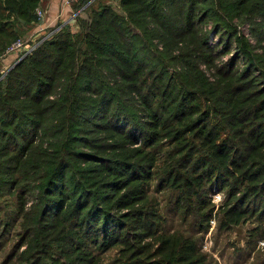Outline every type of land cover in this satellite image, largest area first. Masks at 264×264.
Segmentation results:
<instances>
[{
  "label": "trees",
  "instance_id": "16d2710c",
  "mask_svg": "<svg viewBox=\"0 0 264 264\" xmlns=\"http://www.w3.org/2000/svg\"><path fill=\"white\" fill-rule=\"evenodd\" d=\"M47 1L0 0L3 264H103L118 246L128 261L111 264H201L153 183L192 232L209 230L214 185L220 228L264 222V0H75L76 28L42 21ZM23 37L33 50L8 53Z\"/></svg>",
  "mask_w": 264,
  "mask_h": 264
},
{
  "label": "rangeland",
  "instance_id": "374dc122",
  "mask_svg": "<svg viewBox=\"0 0 264 264\" xmlns=\"http://www.w3.org/2000/svg\"><path fill=\"white\" fill-rule=\"evenodd\" d=\"M92 1V0H91ZM45 6V5H44ZM73 3L71 4V8ZM42 8V7H40ZM45 8V7H44ZM43 9V8H42ZM60 9L66 10L64 7V0L60 6ZM77 14L71 12L68 14V19L65 20L64 23H71L73 27L76 28L77 22L75 20ZM257 21H261L257 19ZM234 26L238 28V32L241 35H244L248 38L252 43L258 45V39L254 35L252 31L253 24L245 23L241 21L239 18H234L233 20ZM214 22H209L206 26V30L209 31V42L212 48H217L219 45V49L221 50L224 45L221 44L222 35L217 33L215 28L213 27ZM24 39V37L22 38ZM236 43L232 44L231 50L222 55L217 59L216 63L221 64L224 61L230 59V57L236 52ZM258 51H260L258 49ZM261 52V51H260ZM240 66H243V62L239 61ZM203 68H206V65H202ZM208 71V68H207ZM213 71H208L209 74H213ZM156 183H153L151 188V195L156 199V203H160L159 208H162V212H164L165 216H167V230H171V233H181L183 235H192L194 238L198 240V248H201V253L198 254L203 257L201 264H264V222L257 221L253 217H248L244 221H242L238 225H232L231 227L220 228L219 223V215L218 213L221 211V208L226 200V191L222 190L219 186H215L209 191L211 207L213 208V217L208 222H204L205 226H209V230L204 229V231H199L197 227L195 230L199 232H192V225H189L188 221H182L178 219L179 217H174L172 208V203L168 202L170 195L168 192H158L156 190ZM33 199H30L28 203V207H30L31 203H33ZM196 233V234H195ZM148 242L151 243L152 247L149 248L148 252L150 255H155L157 260L160 257L162 258L160 252L158 255L155 252V248L158 245V237L148 239ZM12 249V244L9 243L3 247V250L0 251V264H3V261L6 255ZM25 247L22 248L24 250ZM171 249L168 248L167 252H170ZM123 263H127L128 257H123L122 252L120 251V247H115L106 253L104 263L103 264H111L115 260H122ZM153 260V259H152ZM121 264V263H120Z\"/></svg>",
  "mask_w": 264,
  "mask_h": 264
},
{
  "label": "built area",
  "instance_id": "2783aa9c",
  "mask_svg": "<svg viewBox=\"0 0 264 264\" xmlns=\"http://www.w3.org/2000/svg\"><path fill=\"white\" fill-rule=\"evenodd\" d=\"M73 1H75V0H64V7L65 8H70V6L73 3ZM37 14L40 17V19L43 21L44 20V15H45L44 9L39 7L37 9ZM57 18H59V17H57ZM46 28H47L46 26H42L38 31L39 32L41 31V34H42V32L43 33L45 32ZM58 29L59 28L57 27L52 32H50L49 34H46V38L49 35H51L53 32L57 31ZM34 47H35V45H31L30 43H26L24 39L18 38L7 48V52L8 53H16V52L17 53H23L24 54L23 56H25L28 53H30L33 50Z\"/></svg>",
  "mask_w": 264,
  "mask_h": 264
},
{
  "label": "crops",
  "instance_id": "0c3cea01",
  "mask_svg": "<svg viewBox=\"0 0 264 264\" xmlns=\"http://www.w3.org/2000/svg\"><path fill=\"white\" fill-rule=\"evenodd\" d=\"M62 1L63 0H48L47 1L46 10H45V12L47 14L46 19H48L49 17L51 18V16L52 17H54V16L59 17L63 21L68 19V17H67L68 16V14H67L68 8H66V10H63V12H62V9H60ZM40 34H41V31L40 32L38 31L35 34V36L38 37ZM9 59H11V58H9ZM9 59L7 61H9Z\"/></svg>",
  "mask_w": 264,
  "mask_h": 264
}]
</instances>
